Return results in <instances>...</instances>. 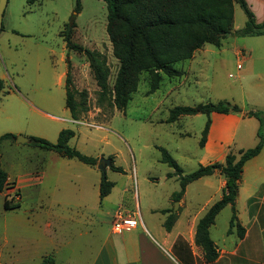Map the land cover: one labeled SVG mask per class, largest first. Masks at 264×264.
<instances>
[{
	"label": "rangeland",
	"instance_id": "rangeland-1",
	"mask_svg": "<svg viewBox=\"0 0 264 264\" xmlns=\"http://www.w3.org/2000/svg\"><path fill=\"white\" fill-rule=\"evenodd\" d=\"M75 8L76 0H35L33 3L7 0L4 28L0 34V79L3 81L0 136L11 132L16 136H39L56 142L60 130L70 128L76 134L69 141L71 146L98 157V165L103 163L101 158L112 157L114 164L122 167L127 175L109 169L107 177L116 181V185L108 197L101 198L93 177L87 178L89 182L85 184L78 177L75 181L78 183L71 182L70 178L80 170H66L65 161L68 160L54 150L38 146L31 139L28 142H17V138L2 140L0 167L9 175V182L0 191L2 264H23L18 262L17 249L37 248L32 241L41 237L48 213L46 206L51 200H76L81 203L79 208L85 212L83 215L90 221L100 222L101 227H110L120 203L130 208L138 203L141 217L146 221L150 219L155 225L163 222L165 216L151 207L169 206L178 210L179 200L171 203L167 196L173 188L180 187V182L167 177L168 172L175 169L161 160L159 146L165 147L176 159L183 175L200 164L215 161H211L214 157L208 156L199 144L208 115L203 112L181 115L167 122L174 106L227 100L238 104L242 111L261 108L264 111V34H230L220 47L207 43L190 59L175 63V67L184 70L183 75L163 74L160 87L153 93L148 94L150 74L142 72L138 89L125 110L109 107L106 102L99 107V87L86 55L68 48L60 33L71 16L76 15L73 41L106 57L112 86L119 61L107 32L108 6L105 0H81L80 12L76 13ZM246 19L244 9L235 3L233 31L244 27ZM69 69L71 87L88 91L90 107L75 121L66 106V76L63 73ZM76 97L80 99L79 94ZM253 119L257 124V131L252 132L253 140L249 139L245 124H241L231 149L238 150L244 145L252 147L257 143L261 123L257 117ZM73 161L82 163L77 159ZM210 178L214 180L213 187H204L202 181L192 184L188 194L191 215L198 212L206 200L210 205L220 198L217 178ZM5 198L10 203L19 202L20 206L6 209ZM239 205L241 209L242 203ZM231 215V205L225 206L211 229L213 239L220 246L240 242L236 226L228 232ZM257 243L250 237L243 245L242 254L251 258L236 259L253 264L252 257L258 255L254 250Z\"/></svg>",
	"mask_w": 264,
	"mask_h": 264
},
{
	"label": "trees",
	"instance_id": "trees-1",
	"mask_svg": "<svg viewBox=\"0 0 264 264\" xmlns=\"http://www.w3.org/2000/svg\"><path fill=\"white\" fill-rule=\"evenodd\" d=\"M35 0H28L33 3ZM108 6L107 32L112 43L113 53L119 61L114 83H109L110 67L106 57L95 49L87 48L73 41L77 26L76 15H72L61 31V36L68 48L83 52L88 59L94 78L99 87L97 105L103 107L106 102L109 107L125 110L133 93L138 89L140 75L147 71L150 74L148 94L155 92L161 84L163 74L169 77H178L184 74L182 68L175 67V63L190 59L195 51L205 44L220 47L230 34H264V21L258 23L250 10L246 0H105ZM235 3L244 9L247 19L244 27L233 31L235 18ZM76 13L81 10V0H76ZM3 28V25H2ZM1 28V29H2ZM1 31V30H0ZM70 69L66 72V106L73 119H79L89 110L88 91H78L71 87ZM3 81L0 79V90ZM80 95L77 99L76 95ZM239 113L242 108L230 101L199 103L195 106L177 105L169 113L167 122L177 120L181 115L206 113L208 119L202 130L200 146H204L211 125L210 114ZM247 114L259 119L261 126L258 130L257 143L246 149L229 150L223 161L200 164L194 171L183 175L182 168L170 152L159 146L161 160L166 162L175 171L168 172V176L178 175L180 189L173 195L179 200L185 192L187 184L204 176L221 173L226 178L222 196L209 205L204 214L198 219L195 231V242L201 246L205 259L212 261L218 256L217 245L210 235V227L215 222L217 214L227 205H231L232 215L229 221L228 232L236 226L239 236L245 235V227L238 218L236 198L239 191L241 174L246 161L257 155L264 145V111L249 109ZM75 135L70 128L60 130L57 141L51 142L39 136H30L31 141L46 149L54 150L61 155L77 158L84 163L98 164V157L84 154L69 144ZM14 133L8 132L0 136L4 139H16ZM110 166L114 170H123L110 157ZM8 172L0 167V191L8 183ZM114 182L103 174L100 182V197L111 192ZM6 209L17 208L19 202L10 203L4 200ZM167 210H163L166 212ZM176 213H170L164 225L171 229L176 220ZM39 264H54L52 256L42 259Z\"/></svg>",
	"mask_w": 264,
	"mask_h": 264
},
{
	"label": "crops",
	"instance_id": "crops-1",
	"mask_svg": "<svg viewBox=\"0 0 264 264\" xmlns=\"http://www.w3.org/2000/svg\"><path fill=\"white\" fill-rule=\"evenodd\" d=\"M246 2L256 21L258 23L263 22L264 0H246ZM244 59L246 60V56H244ZM63 74L66 76V72ZM247 111L243 110L241 113L214 111L210 114L211 125L203 147L208 156L214 157L211 161L224 160L226 154L231 150L241 124H245L249 139L253 140L252 132L254 134L257 131V124H255L256 121L253 118L256 117L248 115ZM45 114L57 118L55 115ZM247 119L248 121H245ZM253 124L255 125L253 126ZM75 136L76 134L73 137ZM246 148H249V146L244 145L239 149ZM56 153L68 160L65 161L66 170L72 168L80 170L78 175L75 174L74 178H70L73 184L78 183L75 182L77 177L82 184L88 183L87 178L91 179L93 177L94 186L98 189L100 195V182L103 174L107 177V171L112 169L110 165L106 166L105 172H103L98 164H87L77 158H70L58 152ZM75 159L82 163L77 164L76 161H73ZM115 171H118L121 175H127L124 169L125 173L119 170ZM211 176L217 178V191L222 196L226 178L221 173H214L194 180L187 184L184 194L179 199L178 210H173L169 206L150 208L151 210H160L165 216L164 221L157 223V225L150 219L146 221L141 217L142 213L140 214L137 210L138 207L141 208L138 203L133 208L120 203L117 207L118 210L120 209L127 216L138 219L137 226L125 229L121 233L112 230V216L110 227H101L100 222L90 221L86 214V216L83 215L85 212L83 213L79 208L81 203L76 202V200H51L46 206L48 213L45 218V227L41 231V237L32 241L37 244V248L23 251L17 249L18 262L39 264L44 257L52 256L54 264H249L246 260L236 258H251L242 254V248L244 243L250 237H253L256 242L258 241L257 246L254 245V250L258 255L252 257L251 262L253 264H264V145L257 155L246 161L241 174L236 208L238 218L246 229L245 235L239 243L234 244L233 242L231 246L226 244L220 246L213 239L217 244L218 256L216 259L208 261L205 259L201 246L195 242V231L197 221L209 207L210 201L206 200L204 206L194 215H191L188 210V194L192 184L198 181H202L204 187H213L214 180L210 178ZM167 177L179 180L178 175H167ZM111 181L114 182L113 188L116 181ZM16 184H20L18 179ZM173 189L167 196L168 201L171 203L175 201L173 195L180 187ZM126 191V189H123V192ZM108 195L103 198L108 197ZM240 203L243 205L241 209ZM163 210L167 211L163 212ZM202 211L203 213L200 215L199 213ZM172 212L176 213L177 217L171 229H167L164 222ZM151 223L152 226H148ZM83 225L85 226L82 227ZM214 225L215 222L210 227V235ZM0 264H2L1 250Z\"/></svg>",
	"mask_w": 264,
	"mask_h": 264
},
{
	"label": "built area",
	"instance_id": "built-area-1",
	"mask_svg": "<svg viewBox=\"0 0 264 264\" xmlns=\"http://www.w3.org/2000/svg\"><path fill=\"white\" fill-rule=\"evenodd\" d=\"M137 225L138 219L131 216H127L120 210L114 214L112 221V230L116 233H121L125 229L132 228Z\"/></svg>",
	"mask_w": 264,
	"mask_h": 264
},
{
	"label": "water",
	"instance_id": "water-1",
	"mask_svg": "<svg viewBox=\"0 0 264 264\" xmlns=\"http://www.w3.org/2000/svg\"><path fill=\"white\" fill-rule=\"evenodd\" d=\"M7 4V0H0V30L2 28L3 25V13L5 10ZM30 140L29 137H25L22 135H18L17 136V142H28ZM101 161H103V163L99 164V168L105 172V168L106 166L110 165L111 163V159L110 158H101Z\"/></svg>",
	"mask_w": 264,
	"mask_h": 264
}]
</instances>
